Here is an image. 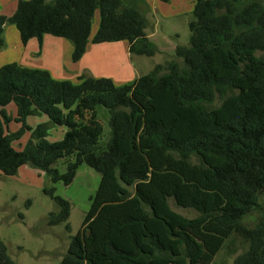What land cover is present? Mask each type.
<instances>
[{"label":"trees","instance_id":"trees-1","mask_svg":"<svg viewBox=\"0 0 264 264\" xmlns=\"http://www.w3.org/2000/svg\"><path fill=\"white\" fill-rule=\"evenodd\" d=\"M137 5L18 0L12 16L0 15V50L12 24L23 45H42L46 35L68 40L73 63L91 44L128 42L131 54L155 57L160 50ZM189 29L190 44L176 47V59L122 86L85 74L61 81L17 63L0 68L1 175L30 166L68 186L84 163L101 175L60 264H212L231 239L247 246L234 264H264V215L246 222L264 193V0H196ZM12 104L21 124L15 133L7 130ZM100 107L109 114L106 142ZM41 116L48 121L27 125ZM52 126L66 128L62 140H48ZM54 192L44 191L59 208L46 223L70 231L71 205ZM171 201L199 215L187 218ZM0 264H17L1 239Z\"/></svg>","mask_w":264,"mask_h":264},{"label":"rangeland","instance_id":"rangeland-1","mask_svg":"<svg viewBox=\"0 0 264 264\" xmlns=\"http://www.w3.org/2000/svg\"><path fill=\"white\" fill-rule=\"evenodd\" d=\"M134 2L145 12L149 21L147 36L160 51L155 57H147L131 54L126 48L103 46L102 52L98 53L99 56L96 53L90 54V58L97 64L91 73L96 78H111L118 86L131 84L140 76L150 73L157 65H166L176 59V47L189 45L191 39L189 23L193 20L196 0H131V3ZM11 12L10 7L0 1V13ZM99 22L100 14L97 13L93 22L92 36L97 33ZM18 33L14 25L6 26L5 45L0 50V68L17 60L19 62L21 54H29L24 50V46L18 43ZM92 45L89 46V51L92 50ZM28 48L34 50L30 46ZM56 60L67 67L71 63L73 67L69 72L65 69L66 73H63L61 78L51 73L55 79L77 83L79 77L84 74L92 76L83 71L84 67L71 61L68 51L67 53L62 51ZM49 61L50 59L46 58V62ZM41 68L44 70L45 66ZM7 113L10 118L7 130L15 133L20 129L21 124L17 120L14 104L8 108ZM98 115L104 127L102 140L106 142L111 132L109 114L106 109L100 107ZM42 119L29 118L27 125L36 128L38 124L44 123L46 118ZM65 132V127L52 126L48 140L60 141ZM29 138L30 132H26L14 143V146L23 149ZM56 167L64 173L66 161L60 160ZM100 181L101 175L85 163L78 168L72 184L68 186L62 182L53 184L43 172L30 166H23L13 177H5L0 173V239L7 244L11 258L17 264H60L69 248L71 237L75 236L82 227ZM52 187L55 188L54 196L69 201L71 205L68 220L70 231L67 230V223L55 227H49L46 223L49 214L59 210L52 197L44 193L46 189ZM171 206L174 211L187 218H195L199 215L192 209L176 206L173 201ZM262 215H264V193L260 199V208L246 219L248 226L255 225ZM232 240H227L212 264H234L235 258L247 250L246 245L232 244Z\"/></svg>","mask_w":264,"mask_h":264},{"label":"crops","instance_id":"crops-1","mask_svg":"<svg viewBox=\"0 0 264 264\" xmlns=\"http://www.w3.org/2000/svg\"><path fill=\"white\" fill-rule=\"evenodd\" d=\"M0 1L3 2L4 5L9 6L10 10L12 11L9 14L0 13V15L12 16L14 14V12L16 11L18 0H0ZM4 34H5V32H4ZM17 38H18V43L20 44V46H24V50L29 52V54H21L19 57V62H18V60L15 62V63L19 64L20 66L28 67V68H37V69H43L41 67L45 66L44 70L47 69V71L54 74V76H56L57 78H61L62 77L61 75H63V73H66L65 69L69 72V70L73 67V65L71 63H69L68 67H67L63 63H58L56 60L62 51H64L65 53H67V51H68L69 57L72 61L73 45H72V43H68L69 41H67L66 39L55 38V37L46 35L43 39L42 45H40L37 40H31L27 45H22L19 33L17 35ZM29 46L33 47L32 49H34V50L31 51L30 48H28ZM103 46H107V47L113 46L116 48H118V47L119 48H126V51H128L130 49V47H129L130 45L128 42L92 45V47H91L92 50L89 51V47H88L87 52L84 55L83 59L79 63H75V64H79L80 66L84 67L85 68L83 70L84 72L90 73L93 77L96 78V76H94L91 72L94 71V68H96L97 64L95 62H93L92 58H90V54L96 53V55L99 56L98 53L102 52ZM18 47H19V45L17 46V48ZM70 53H71V56H70ZM46 58H49L50 61L46 62ZM57 80L62 81V79H57ZM10 106H12V105H9L6 108L7 111H8V108ZM15 111H16V108H15ZM29 118H32V117H29ZM40 118H43V119L46 118L44 122L48 121L47 116H45V117L41 116ZM28 119H27V121H28Z\"/></svg>","mask_w":264,"mask_h":264}]
</instances>
